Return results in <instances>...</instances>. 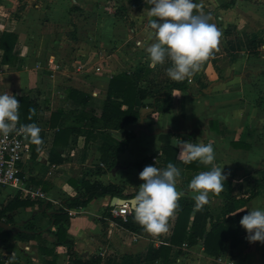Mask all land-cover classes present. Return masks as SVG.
Instances as JSON below:
<instances>
[{
  "label": "crops",
  "instance_id": "crops-1",
  "mask_svg": "<svg viewBox=\"0 0 264 264\" xmlns=\"http://www.w3.org/2000/svg\"><path fill=\"white\" fill-rule=\"evenodd\" d=\"M195 2L222 35L191 78L173 80L166 71L171 66L169 58L149 66L146 48L153 42L154 30L148 24L152 5L147 0H0V41L5 31L17 35L13 51L5 59L0 47V92L36 100L34 123L41 129L39 144L27 136L22 188H0V209L18 195L57 204L77 195L70 180L83 176L104 184L117 183L124 194H135L143 183L139 173L146 165L165 168L160 135L173 132L172 142L178 149L175 165L181 173L176 186L184 192L178 200L195 203L188 188L193 176L209 169L211 163L224 165V187L209 194L208 205L215 221L227 219L236 239L226 238L220 253L212 255L206 251L205 235L193 245L173 246L164 259L150 248L170 244L176 212L168 218L167 231L139 235L115 220L119 216L112 212V196H97L87 206L70 211L69 235L78 253L92 260L101 257V264H223L228 259L238 264H264V242H250L248 231L240 224L250 208L264 207V185L249 198L252 182L264 178V0ZM120 73H128L145 91L136 108L146 114L142 127L149 133L135 132L139 119L120 130L97 131L89 140L71 133L55 144L58 125L66 119L56 113L93 109L101 115L111 78ZM173 81L186 82L188 88L175 89L165 109L155 98ZM70 89L86 92L88 104L71 98ZM67 123L76 124L75 116ZM127 131L136 135L119 151L117 164L97 173V166H105L101 145L122 141ZM182 141L212 142L215 160L207 165L197 160L185 163ZM231 199H235L234 210L225 214ZM39 211L38 205L20 206L8 212L16 224L7 223L4 217L0 221L10 229L0 227L15 234L17 225L33 215H37L38 227L48 226L49 218ZM1 233L0 255L15 259L16 252L4 245ZM11 243L30 255L33 264H68L66 247L57 245L47 232L41 239Z\"/></svg>",
  "mask_w": 264,
  "mask_h": 264
},
{
  "label": "trees",
  "instance_id": "trees-1",
  "mask_svg": "<svg viewBox=\"0 0 264 264\" xmlns=\"http://www.w3.org/2000/svg\"><path fill=\"white\" fill-rule=\"evenodd\" d=\"M17 41V35L11 32H3L0 47L4 50V59L6 54L14 49ZM188 84L183 81H173L165 85L162 90L156 95V102L162 101L165 104V109L168 108V102L172 92L175 89L186 90ZM17 96L20 101L19 119L18 121L23 125L34 123L37 115L38 103L29 96ZM69 96L81 104L87 105L89 102V95L78 89H70ZM145 96V91L139 89L137 81L128 73H120L111 78L107 97L103 103V110L101 115H96L94 110L70 111L64 113L58 111L56 114L64 115L66 119H62L58 125L59 128L55 135V144L60 143L62 138L71 133L83 134L87 140L96 137V132H103L106 130H120L126 125L135 124L141 117V112L136 108L137 99ZM155 102V104H156ZM72 116L76 118V124L70 125L67 123ZM54 123V122H53ZM54 125V124H53ZM136 134L134 131H127L125 138L116 144L104 142L101 147V159L105 164L104 167L97 166L96 172L102 174L107 170L113 168L118 162V153L124 147L125 143ZM174 133L168 132L161 134L160 137L163 142L162 152L165 154V167L168 162L174 165L177 160L178 149L172 142ZM66 139V145L69 142ZM55 154V152H52ZM54 161V157H51ZM71 185L78 191L77 195L66 198L61 202L55 204L51 201H37L24 198L20 195L11 200L6 206L0 209V220L4 217L7 223L16 224L12 216L8 215L20 206H34L38 205L40 215L49 218V225L38 227L37 215H33L22 224L17 225L19 230L13 234L12 230H5L0 227L2 232L3 243L6 247L16 252L17 257L11 259L0 255V264H4L5 259H8V264H33V261L26 252L20 250L16 245L11 243V240H32L41 239L44 232L54 236L57 245L65 246L68 255V264H101L102 258L97 257L92 260L86 256L80 255L76 250L75 240L69 235V228L71 224V210L79 209L87 206L97 196H119L121 198H132L135 194L126 195L120 185L117 183L104 184L100 180L91 181L86 176L79 179H71ZM264 185V178L254 180L252 182L251 193L249 198L256 195V191ZM235 199H231L225 206L224 213L234 210ZM195 203L183 200H178L177 208L174 210L178 214L173 235L170 244H162L156 253L161 254L164 259H167L173 246H182L184 243L193 245L198 242L200 238L205 235L206 251L212 255H218L222 249L224 240L228 237H237L236 231L226 225L227 219L215 221L210 211L208 203L203 207L197 209L194 207ZM194 212V213H193ZM192 214L194 216L192 217ZM192 217V221H191ZM211 223V229L208 230V223ZM115 220L124 228L139 235L145 233V229L134 219V210L128 215L127 219L122 216L116 217ZM149 249V252H150ZM150 258V256H148ZM23 260V261H22Z\"/></svg>",
  "mask_w": 264,
  "mask_h": 264
},
{
  "label": "clouds",
  "instance_id": "clouds-1",
  "mask_svg": "<svg viewBox=\"0 0 264 264\" xmlns=\"http://www.w3.org/2000/svg\"><path fill=\"white\" fill-rule=\"evenodd\" d=\"M147 2L152 5L147 13L152 17L148 24L154 30L153 42L146 48L149 66L163 64L167 57L171 66L166 71L171 79L191 78L218 45L222 35L220 28L210 22L208 14L199 11L200 5L195 0ZM20 104L16 95L6 90L0 92V133L7 135L16 128ZM22 130L32 142H41V129L37 124L23 125ZM181 155L185 163L197 160L207 165L215 160V149L212 142L182 141ZM223 168L224 165L211 163L209 169L199 171L190 180L188 188L192 190L195 208L208 203L210 193H219L223 189V181L226 180ZM180 174V169L172 162L163 169L149 164L140 171L143 183L132 197L135 202L134 219L147 232L167 231L168 218L177 208L179 197L184 195L183 190L176 186ZM240 224L248 231L250 242H264V207L250 208Z\"/></svg>",
  "mask_w": 264,
  "mask_h": 264
},
{
  "label": "built area",
  "instance_id": "built-area-1",
  "mask_svg": "<svg viewBox=\"0 0 264 264\" xmlns=\"http://www.w3.org/2000/svg\"><path fill=\"white\" fill-rule=\"evenodd\" d=\"M23 124L16 122V128L7 135L0 133V188L12 186L22 188L21 163L27 152V136L22 130ZM39 194V193H38ZM36 195V193H32ZM132 209L129 203L115 205L113 214L127 219ZM223 264H238L235 259H228Z\"/></svg>",
  "mask_w": 264,
  "mask_h": 264
},
{
  "label": "water",
  "instance_id": "water-1",
  "mask_svg": "<svg viewBox=\"0 0 264 264\" xmlns=\"http://www.w3.org/2000/svg\"><path fill=\"white\" fill-rule=\"evenodd\" d=\"M145 117H146V114L145 115H141L140 121L136 125V129H135V132L136 133H138L139 130H144V131H146V132L149 133V130L147 128H143L142 127V123H143ZM161 131H158V132H161ZM155 133H157V132H155ZM125 203H129L130 206H131V209L134 210L135 202L133 201L132 198H121L119 196H113L112 199H111V205H113V206H115V205H122V204H125ZM0 225L2 227H5L7 229H10V226L8 224L2 222V221H0Z\"/></svg>",
  "mask_w": 264,
  "mask_h": 264
}]
</instances>
